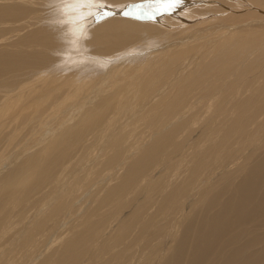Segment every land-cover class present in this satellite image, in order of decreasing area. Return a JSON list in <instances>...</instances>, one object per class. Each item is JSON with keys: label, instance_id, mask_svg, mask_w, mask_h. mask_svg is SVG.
<instances>
[{"label": "bare ground", "instance_id": "obj_1", "mask_svg": "<svg viewBox=\"0 0 264 264\" xmlns=\"http://www.w3.org/2000/svg\"><path fill=\"white\" fill-rule=\"evenodd\" d=\"M0 264H264V0H0Z\"/></svg>", "mask_w": 264, "mask_h": 264}, {"label": "snow or ice", "instance_id": "obj_2", "mask_svg": "<svg viewBox=\"0 0 264 264\" xmlns=\"http://www.w3.org/2000/svg\"><path fill=\"white\" fill-rule=\"evenodd\" d=\"M157 2H160V3H168L169 0H157ZM127 14V13H126Z\"/></svg>", "mask_w": 264, "mask_h": 264}, {"label": "rangeland", "instance_id": "obj_3", "mask_svg": "<svg viewBox=\"0 0 264 264\" xmlns=\"http://www.w3.org/2000/svg\"><path fill=\"white\" fill-rule=\"evenodd\" d=\"M135 61H136V60H135ZM135 61H134V62H135ZM91 68H92V67H91ZM86 69H89V68H86Z\"/></svg>", "mask_w": 264, "mask_h": 264}]
</instances>
